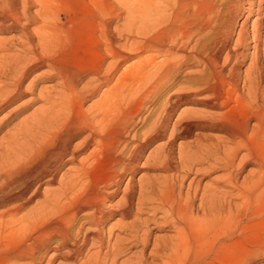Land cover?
I'll use <instances>...</instances> for the list:
<instances>
[{"label": "bare ground", "instance_id": "1", "mask_svg": "<svg viewBox=\"0 0 264 264\" xmlns=\"http://www.w3.org/2000/svg\"><path fill=\"white\" fill-rule=\"evenodd\" d=\"M51 1L0 0V264L264 256V0Z\"/></svg>", "mask_w": 264, "mask_h": 264}, {"label": "rangeland", "instance_id": "2", "mask_svg": "<svg viewBox=\"0 0 264 264\" xmlns=\"http://www.w3.org/2000/svg\"><path fill=\"white\" fill-rule=\"evenodd\" d=\"M82 3L81 4H87V5H90V6H92L93 4H94V2H95V0H93V2H92V0H90L91 2H89V0H80ZM80 1H78V0H52L51 2H52V5L53 6H55V8H56V10H58V12H59V16H60V21H65V19H66V22H64V23H66V25H69V23L71 22V25H74L73 23H74V21H73V19L71 20H67V17L68 16H70L71 17V15L73 14L72 12H74V11H76L81 5H80V3H79V6H78V2H80ZM135 0H122V2H124V5H126L128 2H129V4L130 3H132V2H134ZM73 2V3H72ZM68 3V4H67ZM76 3V4H75ZM129 4L128 5H126V6H129ZM34 5V4H33ZM57 6V7H56ZM78 6V8H76ZM35 8H37V5H34V6H32L31 7V11L33 10V9H35ZM122 14L124 15V11L122 10ZM63 15V16H62ZM78 23V21H75V25ZM11 32H9V33H1L0 35V37L1 38H3V37H9V36H11L12 35V33L10 34ZM246 65L247 64H244V65H241V67H240V70L242 71L243 69H245V67H246ZM53 81H44V83L42 82V84L43 85H46V86H51V85H53V83H52ZM240 85H241V83H240ZM37 105H40V102H37V103H35V105L34 106H37ZM156 105V104H155ZM191 107H195V108H197V109H201V107L202 106H200V105H190ZM184 106H180V108L179 109H177L176 111H175V113L172 115V120H174L175 119V117H176V115L179 113L178 111L179 110H181L182 108H183ZM186 107H188V106H186ZM139 126H137V128H138ZM194 133L195 132H193L192 134H191V136H188L187 138H185V139H183L182 141H185V142H190L191 140H192V138H194ZM211 135L212 136H219V133H216V132H213V133H211ZM178 141H180V140H178ZM178 141H176L175 142V146L178 144ZM158 143H160V142H156V143H153V144H151V146H149L148 148H147V150H146V154H148V152L151 150V149H153L154 147H155V145H157ZM153 147V148H152ZM241 154V153H240ZM239 154V155H240ZM65 169L66 168H63V170L61 171V172H64L65 171ZM255 169V167L252 165V164H250V163H248L246 166H245V168H244V173L241 175V176H239V179H242L241 177L244 175V174H246L248 171H250V170H254ZM141 173H145V172H143V171H140L136 176H135V179L138 177V175H140ZM153 173V174H152ZM159 173V174H158ZM152 174V175H151ZM159 175V176H164V175H169V173H167V174H164V173H162V172H149L148 173V175H151V176H154V175ZM222 174H224V171H222V170H216V171H214V172H212L209 176H206L205 178H203V182L202 183H207V182H209V180L210 179H213V178H217V177H221V175ZM41 198V196H39V197H37L36 199H40ZM32 205H33V203H32ZM30 206H31V204H30ZM116 220V218L113 216V217H111L108 221V223H107V226H110L111 225V223H113L114 221ZM260 226H262V225H260ZM259 229H260V227H258ZM258 228L256 229V230H258ZM260 231V230H259ZM259 231H252L251 233L252 234H249V236H248V238H249V240L251 239V236L253 237V239H255L254 240V243L257 241V238H256V235H258V233H259ZM255 232V233H254ZM154 234H156V235H161V234H163L164 232H162V231H154L153 232ZM249 240H248V245L247 246H250V244L252 245V243L253 242H251V240H250V242H249ZM253 241V240H252ZM253 243V244H254ZM132 250H136V247L135 246H133V247H131V251ZM53 264H57V262H54ZM250 264H264V256H259V257H257V258H254L251 262H250Z\"/></svg>", "mask_w": 264, "mask_h": 264}]
</instances>
